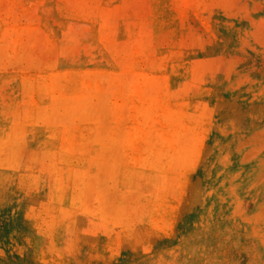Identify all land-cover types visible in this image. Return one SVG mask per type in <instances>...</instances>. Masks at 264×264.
Listing matches in <instances>:
<instances>
[{
  "label": "rangeland",
  "instance_id": "374dc122",
  "mask_svg": "<svg viewBox=\"0 0 264 264\" xmlns=\"http://www.w3.org/2000/svg\"><path fill=\"white\" fill-rule=\"evenodd\" d=\"M0 264H264V0H0Z\"/></svg>",
  "mask_w": 264,
  "mask_h": 264
}]
</instances>
